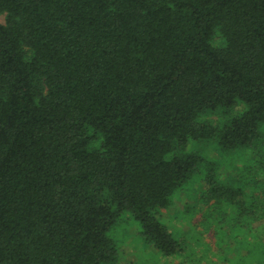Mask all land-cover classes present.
<instances>
[{
    "label": "trees",
    "instance_id": "obj_1",
    "mask_svg": "<svg viewBox=\"0 0 264 264\" xmlns=\"http://www.w3.org/2000/svg\"><path fill=\"white\" fill-rule=\"evenodd\" d=\"M0 14V264H120L125 213L158 263L264 264V0ZM190 184L193 242L162 217Z\"/></svg>",
    "mask_w": 264,
    "mask_h": 264
},
{
    "label": "rangeland",
    "instance_id": "obj_2",
    "mask_svg": "<svg viewBox=\"0 0 264 264\" xmlns=\"http://www.w3.org/2000/svg\"><path fill=\"white\" fill-rule=\"evenodd\" d=\"M3 21L4 15L0 14V22ZM205 151L206 155L210 158L218 157L216 149L212 144L209 145ZM245 152L246 150H238L232 154L225 155L227 159V162H225L223 166V171L225 174L231 170V168L228 166L238 165L240 161H242V159L246 156ZM194 186L195 185L190 184L187 189L182 190L179 194V197L176 198L174 204L168 210L162 211L163 219L174 228L189 233L187 237L191 242H193L190 238L191 227L197 224L199 215L193 216L192 219L184 220L178 219L175 217V215L178 211L183 209L186 203L193 202L191 191L193 190ZM123 217H125L123 220L124 222L116 228L114 234L113 230L111 232V235L118 242L121 249L122 259L120 264H177V260L171 263L164 261L158 263L155 256V249H153L151 246L144 245L138 236V230L140 228L139 224L133 219L131 215H129V213H125Z\"/></svg>",
    "mask_w": 264,
    "mask_h": 264
}]
</instances>
